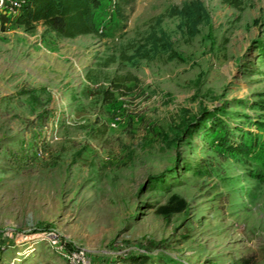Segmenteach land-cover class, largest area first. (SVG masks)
I'll return each instance as SVG.
<instances>
[{"label": "rangeland", "instance_id": "rangeland-1", "mask_svg": "<svg viewBox=\"0 0 264 264\" xmlns=\"http://www.w3.org/2000/svg\"><path fill=\"white\" fill-rule=\"evenodd\" d=\"M186 1L0 11V264H264V0Z\"/></svg>", "mask_w": 264, "mask_h": 264}, {"label": "trees", "instance_id": "trees-1", "mask_svg": "<svg viewBox=\"0 0 264 264\" xmlns=\"http://www.w3.org/2000/svg\"><path fill=\"white\" fill-rule=\"evenodd\" d=\"M228 2L234 3L233 0ZM100 3L101 0H24L15 22L26 29L42 22L50 30L67 38L97 33L94 10ZM168 13L181 19L180 26L190 37L197 33L199 24L207 20V13L200 0H189L181 6H172ZM149 38H152L155 45L159 39L154 32L150 33Z\"/></svg>", "mask_w": 264, "mask_h": 264}, {"label": "built area", "instance_id": "built-area-1", "mask_svg": "<svg viewBox=\"0 0 264 264\" xmlns=\"http://www.w3.org/2000/svg\"><path fill=\"white\" fill-rule=\"evenodd\" d=\"M24 0H0V11L9 15L16 16ZM62 254L65 259L72 264H85L87 255L84 250L63 249Z\"/></svg>", "mask_w": 264, "mask_h": 264}]
</instances>
